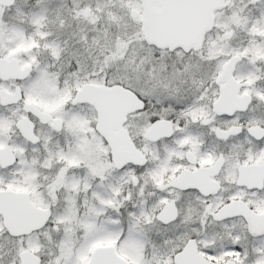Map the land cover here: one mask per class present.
Segmentation results:
<instances>
[{"label": "snow or ice", "instance_id": "1", "mask_svg": "<svg viewBox=\"0 0 264 264\" xmlns=\"http://www.w3.org/2000/svg\"><path fill=\"white\" fill-rule=\"evenodd\" d=\"M0 264H264V0H0Z\"/></svg>", "mask_w": 264, "mask_h": 264}]
</instances>
